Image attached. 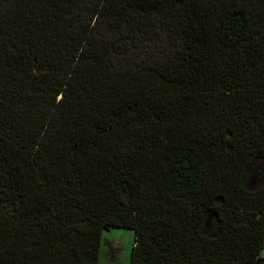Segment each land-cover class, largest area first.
<instances>
[{
    "label": "trees",
    "instance_id": "1",
    "mask_svg": "<svg viewBox=\"0 0 264 264\" xmlns=\"http://www.w3.org/2000/svg\"><path fill=\"white\" fill-rule=\"evenodd\" d=\"M264 264V0H0V264Z\"/></svg>",
    "mask_w": 264,
    "mask_h": 264
},
{
    "label": "rangeland",
    "instance_id": "2",
    "mask_svg": "<svg viewBox=\"0 0 264 264\" xmlns=\"http://www.w3.org/2000/svg\"><path fill=\"white\" fill-rule=\"evenodd\" d=\"M133 245V230L127 227L104 229L99 249L100 264H126ZM259 257L264 258V248Z\"/></svg>",
    "mask_w": 264,
    "mask_h": 264
}]
</instances>
